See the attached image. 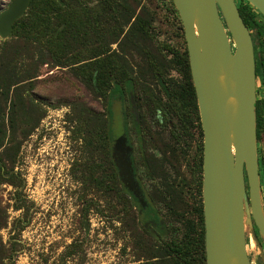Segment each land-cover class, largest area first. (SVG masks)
I'll return each mask as SVG.
<instances>
[{
  "label": "rangeland",
  "instance_id": "1",
  "mask_svg": "<svg viewBox=\"0 0 264 264\" xmlns=\"http://www.w3.org/2000/svg\"><path fill=\"white\" fill-rule=\"evenodd\" d=\"M11 1L0 0V12ZM121 2L148 20L151 37H139L136 41L143 47H133L126 40L132 23L125 26L126 17H120L114 23L109 16L102 26L101 38L93 36L89 46L96 48L101 45L107 52L123 53L138 76L146 73L148 59H152L159 48L167 45L180 53L187 49L182 21L171 0ZM237 2L239 5L242 0ZM122 13L127 14L128 11L123 10ZM257 20L264 26V19L257 16ZM117 39L119 41L115 43ZM81 53L83 57L88 55L85 50ZM163 56H167L168 61L173 58L167 50ZM19 62L23 65L24 75H29L27 79L22 78L25 81L18 91L24 98L28 117L17 119L16 130L12 134L13 140L20 145L18 152L14 154L0 149V156L4 155V161L0 158V264L161 263L155 259V246L159 239H150L145 233L137 203L119 173L117 178L113 175L109 163L110 159L114 160L110 147L105 152L93 153L85 143L87 130L102 126L107 120L110 99L100 98L72 69L58 66L46 48L33 45L29 56L22 57ZM167 77L173 82L182 79L175 67L167 72ZM141 87L132 94L133 103L129 95L122 100L118 97L111 100L116 135L117 138L124 135L123 126L127 120L138 181L146 188L150 202L161 209L168 224L165 239L169 240L174 236V233L170 235L171 228L181 230V218L170 213L155 196L161 181L147 173L146 154L142 152L144 146L133 124L135 117L142 123L144 119L146 127L154 124L156 112L151 105L153 103L145 101L147 94L158 101L166 102L167 99L158 82L152 78L144 80ZM257 99L264 101V77H257ZM6 127L8 135H11L8 117ZM162 129L154 127L153 131L163 134L162 131L166 130ZM199 131L198 121H194L190 131L191 158L201 142ZM162 137L166 141L168 133L164 132ZM153 148L150 142L146 144L150 154L159 155ZM258 155L264 206V142L258 148ZM94 161L102 166L101 174L105 180L102 185L92 178L96 176L93 175ZM183 170L188 174L187 169ZM6 171L15 174L14 180L7 178ZM21 198L24 200L22 203ZM20 205L21 208L18 207ZM247 229L248 253L254 264H264L261 261L264 240L258 236L260 250L250 233L251 228ZM254 229L257 232L255 226Z\"/></svg>",
  "mask_w": 264,
  "mask_h": 264
},
{
  "label": "trees",
  "instance_id": "2",
  "mask_svg": "<svg viewBox=\"0 0 264 264\" xmlns=\"http://www.w3.org/2000/svg\"><path fill=\"white\" fill-rule=\"evenodd\" d=\"M171 3L175 13L179 15L173 0ZM123 10L128 13H122ZM239 10L245 24L250 31H253L256 74L257 77L263 78L264 26H261L257 16L262 19L264 16L246 0H242L239 4ZM109 16L114 23H117L120 17L121 19L126 17L125 26L132 23L126 40L133 47H143L139 41H136L139 37H151L148 20L136 15L133 9L126 6L121 0H32L26 15L16 22L11 39L2 40L0 43V149L4 148L6 152L10 151L15 154L20 148L19 143L13 140L12 134L16 130L17 119L28 117L25 112L24 98L18 94V91L22 89V83L25 81L22 78L27 79L29 75L27 73L24 75L23 65L20 64L19 59L27 58L33 45L46 48L58 66L72 69L78 77H81L93 88L100 98L110 99L107 120L102 126L87 130L85 143L93 153L101 150L105 152L108 147L113 152L116 129L111 100L115 97L122 100L126 95L132 97V94L141 90L144 80L146 81L148 78L156 80L167 99L166 102L153 99L150 94H145L144 99L149 104L153 103L151 105L154 111L161 117L176 121L172 134L175 136V146L167 143L162 138V133L154 132L152 126L146 127L143 131L144 119L141 120L142 123L135 118L133 124L141 145L146 146L150 142L154 146L153 150L159 152V155L154 152L150 154L145 146L144 151L142 148L143 154H146L145 168L148 175L153 174L160 179L161 187L159 190L156 189L157 195L165 202L166 209L170 213L181 218L182 228L181 230L175 229L174 236L165 244L158 242L159 244L155 246L157 253L155 259L161 261L158 264H207L203 210L204 144L202 139L204 134L188 50L185 49L180 53L167 45L163 49L159 48L157 54L152 59H148L146 73L138 76L133 71V64L123 53L107 52L101 45L96 48L89 46L93 41V36L101 38L104 31L102 26ZM122 33H124V29H122ZM118 41V39L115 40V43ZM120 44L122 45L121 41ZM80 49L85 50L88 55L83 57ZM165 50L173 55L171 61L167 60V56H163ZM174 67L182 77L180 82H173L167 77V72ZM14 94H16L15 97ZM256 113L259 117V119L257 118L258 131L259 127L264 128V101H257ZM7 117L11 135H8L6 127ZM194 121L199 123L201 142L197 147L195 157L190 159L188 140L191 137L190 131ZM158 124L162 126L160 120ZM129 128V123L126 120L123 130L128 139V145L131 146ZM130 155L137 178L134 155ZM0 158L4 161V155ZM109 163L114 177L117 178L119 170L115 161L110 159ZM92 166L96 168L93 171V175L96 174V176H92V178L98 185L104 184L101 164L96 165L94 161ZM183 169H187L188 174ZM6 175L8 179L14 180V173L6 171ZM137 182L140 184L138 178ZM129 192L138 207L143 209L146 217L149 218L152 215L151 206L147 204L144 209L142 203L131 191ZM144 192L146 193L145 190ZM186 198L194 200V202L190 204ZM23 201L21 198L20 202ZM179 231H183V233ZM145 233L150 236V239H156L148 231ZM168 249L171 252H168ZM261 261L264 262V258Z\"/></svg>",
  "mask_w": 264,
  "mask_h": 264
},
{
  "label": "water",
  "instance_id": "3",
  "mask_svg": "<svg viewBox=\"0 0 264 264\" xmlns=\"http://www.w3.org/2000/svg\"><path fill=\"white\" fill-rule=\"evenodd\" d=\"M246 1L264 16V0ZM31 3L32 0H12L0 12L2 40L13 35L16 22L26 15ZM173 3L184 29L204 134L206 263L254 264L248 253L247 228H251L250 233L262 250L259 237L264 240V206L253 39L237 0ZM131 150L125 132L119 138L116 135L113 159L119 175L129 191L143 202Z\"/></svg>",
  "mask_w": 264,
  "mask_h": 264
},
{
  "label": "flooded vegetation",
  "instance_id": "4",
  "mask_svg": "<svg viewBox=\"0 0 264 264\" xmlns=\"http://www.w3.org/2000/svg\"><path fill=\"white\" fill-rule=\"evenodd\" d=\"M250 33H251V36H252L253 35V32L250 31ZM252 39H253V36H252ZM257 101H258V99H257ZM159 117H160V119H159ZM135 118L139 121V119L137 117H135ZM257 118L259 119L258 116H257ZM159 120H160V124H162V126L158 124V121ZM200 121H201V119H200ZM175 123H176L175 120H170V119L166 120V118L161 117L160 114H157L156 113V118L154 120V124L152 126V129L154 127H158L159 130H160V128H163L162 130H166V131H162L163 134H164V132L165 133H168V138H167L166 142L175 145V140H174V137L175 136L172 135L174 133ZM201 127H202V124H201ZM145 129H146V124L143 125V131H145ZM162 138L165 139L164 137H162ZM191 139H192V136L188 140L189 141V146H190ZM257 142H258V148H259V146L261 145V143L264 142V128L262 129L261 127H259V129L257 131ZM131 148H132L131 154H133L132 153V151H133L132 145H131ZM196 151H197V148H196ZM195 155H196V152H195V154L193 155L192 158H194ZM192 158L190 156V159H192ZM259 159H260V156H259ZM260 163L261 162L259 160V166H260ZM260 169H261V166H260ZM136 180H137V178H136ZM140 184H139V186H140V190L142 192V197H143V202H141L142 203V206L145 209L146 206H147V204H149L151 206V211H152V215L149 218H147L146 215H145V213H144V211H143V209H140L139 208L140 209V218H141V222L143 224L144 230H145V232L148 231L150 234H152L153 237L156 238L157 240L159 239L158 241L160 243L165 244V242L168 241V240L165 239V237L168 235V226H167L168 224H167V222L162 217L161 209L158 206H156V205H154L153 203L150 202V200L147 198L146 188L142 184L141 185ZM144 190L146 191V193L145 192L143 193ZM157 194H158V192L155 191V196L159 198V196ZM190 201H191L190 204H192L194 202V200H190ZM159 202L160 203H163V205L166 207L165 202L161 198H159ZM191 218H193V217L191 216ZM175 229H177V228L174 227L173 229L172 228L170 229V231H171L170 232V235L175 232ZM171 238L172 237H170L169 240ZM168 252H171V250L168 249ZM250 258L254 262V260H253V258L251 256H250Z\"/></svg>",
  "mask_w": 264,
  "mask_h": 264
}]
</instances>
